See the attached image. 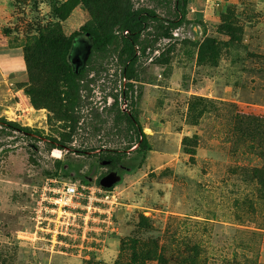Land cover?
<instances>
[{
    "label": "rangeland",
    "instance_id": "rangeland-1",
    "mask_svg": "<svg viewBox=\"0 0 264 264\" xmlns=\"http://www.w3.org/2000/svg\"><path fill=\"white\" fill-rule=\"evenodd\" d=\"M67 1L0 0V118L57 140L70 129L66 105L52 112L32 105L26 91L40 90L45 73L32 82L23 52L42 34L60 29L69 37L91 21L82 5L60 20ZM174 4L133 0L163 19L174 18ZM173 34L167 65L140 59V83L127 102L115 58L104 64L107 73L84 93L68 150L0 129V264H135V245L138 264H158L142 261L148 250L163 251L165 264H264V0H187L185 23ZM90 44L88 35L73 42L74 69L85 65ZM199 50L214 59L199 63ZM114 94L120 109L135 112L150 150L133 146L109 172L101 151L130 146L106 112ZM55 160L61 170L49 179ZM108 177L117 199L109 213L95 203L100 213L83 211L82 200L45 213L63 184L102 189Z\"/></svg>",
    "mask_w": 264,
    "mask_h": 264
},
{
    "label": "trees",
    "instance_id": "trees-1",
    "mask_svg": "<svg viewBox=\"0 0 264 264\" xmlns=\"http://www.w3.org/2000/svg\"><path fill=\"white\" fill-rule=\"evenodd\" d=\"M174 2L173 19H163L151 9L135 8L133 0H68L65 2L58 14L60 20H66L74 7L82 5L89 13L91 21L69 37H66L60 29L40 35L25 49L23 60L31 74L32 82L40 81L38 71L45 73L40 90L26 91V94L32 98V105L52 112L58 107V103L61 105L64 103L66 108L63 110V118L69 121V132L61 140L44 138L38 132L0 118L1 132L5 130L17 132L26 139L41 141L49 151L68 150L67 147L70 146L67 145L71 143L80 121L79 113L88 100V96H84V93L89 95L92 92L90 85L101 73H107L108 70L104 64L110 58H115L119 70L121 84L119 95L122 102L135 98L137 91L135 84L140 83L139 61L141 58L151 59L153 64L159 66L168 64L173 49V33L185 23L186 19L187 0H174ZM83 35H88L90 38V53L85 66L76 72L68 61V55L73 42ZM158 43H165L163 45L165 47L158 50ZM157 51L160 52L155 56ZM213 59V56H207L205 51L199 50V63L207 64ZM109 97L113 102L106 112L113 115L115 129L123 132L124 138L130 143L124 151L106 150L98 155L109 172H113L122 163L127 150L135 146L136 150L147 152L150 147L133 109L127 111L120 109L118 94ZM134 103L135 101H131V105ZM94 118L100 117L96 114ZM79 153L84 155L87 152ZM61 164L60 160H55L53 169L45 172V176L49 179L56 178L61 170ZM134 247L131 248L132 259L135 264H138L139 252L137 245ZM162 253L148 250L144 253L145 258L142 261L152 259L158 264H165L166 258Z\"/></svg>",
    "mask_w": 264,
    "mask_h": 264
},
{
    "label": "built area",
    "instance_id": "built-area-1",
    "mask_svg": "<svg viewBox=\"0 0 264 264\" xmlns=\"http://www.w3.org/2000/svg\"><path fill=\"white\" fill-rule=\"evenodd\" d=\"M127 34V32H125ZM86 201V205L83 208V211H90L91 208H93L96 211H99L101 209H96V207H93V203L99 204V205H107L109 209L104 210L102 214L109 213V211L112 209L113 206H115L117 199L114 194L111 192H107L102 189H95L93 187H87L82 184H63L60 189L57 190V196L53 199V208L50 210V212L45 211V213L51 214L55 211H57L58 207H61L63 210H67L74 207V202L78 201ZM81 205V204H80ZM78 206H75L73 209H76ZM63 211V213H65ZM71 215V214H70ZM87 214L83 216V221L87 219ZM52 221V220H51ZM69 226V224H68ZM60 227L57 229V227H54L53 230H60L57 231L59 235H67L69 231V227Z\"/></svg>",
    "mask_w": 264,
    "mask_h": 264
},
{
    "label": "water",
    "instance_id": "water-1",
    "mask_svg": "<svg viewBox=\"0 0 264 264\" xmlns=\"http://www.w3.org/2000/svg\"><path fill=\"white\" fill-rule=\"evenodd\" d=\"M90 47H91V46H88L87 49H86V52H85V54H84L85 59L82 60V64H86V61H87V59H88V57H89V53H90ZM76 49H77V45H75V49H74V51H73L74 56L77 55ZM78 51H79V53L82 52V50H80V49H79ZM72 57H73V55H72ZM70 58H71V56H70ZM84 66H85V65H83L81 68L75 69L76 72H78V71H79L80 69H82ZM113 183H114L113 178L108 177V178L102 180V182H101V187L104 188V189H109L110 186H111Z\"/></svg>",
    "mask_w": 264,
    "mask_h": 264
},
{
    "label": "clouds",
    "instance_id": "clouds-1",
    "mask_svg": "<svg viewBox=\"0 0 264 264\" xmlns=\"http://www.w3.org/2000/svg\"><path fill=\"white\" fill-rule=\"evenodd\" d=\"M175 36V35H174ZM102 188V187H101ZM102 190H105V191H107L108 192V189H104V188H102Z\"/></svg>",
    "mask_w": 264,
    "mask_h": 264
},
{
    "label": "bare ground",
    "instance_id": "bare-ground-1",
    "mask_svg": "<svg viewBox=\"0 0 264 264\" xmlns=\"http://www.w3.org/2000/svg\"><path fill=\"white\" fill-rule=\"evenodd\" d=\"M148 131V130H147Z\"/></svg>",
    "mask_w": 264,
    "mask_h": 264
}]
</instances>
